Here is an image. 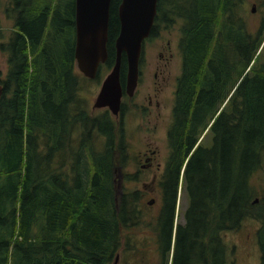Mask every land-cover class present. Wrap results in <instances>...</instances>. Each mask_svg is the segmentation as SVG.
I'll return each mask as SVG.
<instances>
[{"label":"trees","instance_id":"1","mask_svg":"<svg viewBox=\"0 0 264 264\" xmlns=\"http://www.w3.org/2000/svg\"><path fill=\"white\" fill-rule=\"evenodd\" d=\"M255 2L261 15L249 27L245 0H156L148 36L171 15L182 19L156 223L167 249L182 184L175 249L196 231L201 264L208 247L212 264H226L221 233L247 218L262 221L255 239L264 264V195L256 201L250 183L264 155V0ZM116 6L110 0L106 59L94 79L113 64ZM3 12L12 31L0 42V264H108L141 194L118 193L122 142L107 110L90 115L78 97L74 1L9 0ZM124 72L121 55V81Z\"/></svg>","mask_w":264,"mask_h":264},{"label":"rangeland","instance_id":"2","mask_svg":"<svg viewBox=\"0 0 264 264\" xmlns=\"http://www.w3.org/2000/svg\"><path fill=\"white\" fill-rule=\"evenodd\" d=\"M8 1L9 0H0V42H4L12 31V22L3 12ZM253 3L255 4L254 11L250 12L251 4ZM243 9L246 12L245 19L247 25L249 27L256 26L261 12L257 7L255 0H245ZM170 19L171 21L168 23L157 24L154 35L147 37L142 45V69L144 71L142 82H145L146 84L152 81V72L154 63L158 58V50L160 49L161 44L165 43L166 39L170 42V50L173 53V57L169 65L170 83L163 95L165 98V104L158 119L154 120L153 123L151 121L149 124L150 126L148 127V124L146 123L140 125V120L138 119L137 114H132L131 131L125 127L124 136L129 144L128 155L131 157V166H122L120 168V176L118 171L119 168L117 169L115 174L117 191H120L121 193L122 191L131 192L135 190L141 194V199L137 204L139 212L133 222L134 224L122 230L119 249L118 252L116 251L119 256L117 264H133L134 261L135 263L137 262V264H146V254L150 248L153 247L154 243H151V241H153L156 236L155 233L157 230L154 226L161 206L158 181L162 174L167 155L166 129L171 122V107L173 103L175 79L180 72V56L177 50V41L180 36L182 19L173 15L170 16ZM260 57H264V51H261ZM6 69V55L0 51V79L4 78ZM108 71V67H99V76L97 79H94L96 77L89 80L82 79L80 82L77 94L90 115L96 116L104 111L103 108H92L91 106L98 92L100 82ZM77 72L75 71V73ZM144 92L145 90L142 87H139L136 99L139 100ZM109 115L111 120H113V115L110 113ZM153 124L155 125L153 126ZM78 131L79 130L77 129L76 132ZM72 138L74 139L73 141H75L78 138V135L73 133ZM202 141H208L207 135L203 137ZM145 143L149 144H147V147L156 149V161L159 163L157 169L153 166L151 169L143 170L140 167V161H136L137 152H142L144 150ZM102 145L103 139L99 136L94 140V150L100 151ZM69 148L70 146L66 147L65 151L67 153L69 152ZM152 171L156 174V178L152 183V190L150 191L149 189L148 191V189H146V184H150L149 174ZM250 183L254 187V197L257 201V198L260 199L264 195V155L261 167L253 173L250 178ZM150 200L152 201L148 204L147 202ZM185 206L186 198L183 193L182 184H179L174 204L173 224L182 222V214ZM261 223L262 221L260 220L247 218L240 223L237 229L221 233V238L227 251L226 264L259 263V251L256 244L255 232ZM133 250H135V256H133ZM114 256L113 253L112 258ZM155 260L157 263L156 258ZM108 264H113L112 260Z\"/></svg>","mask_w":264,"mask_h":264},{"label":"water","instance_id":"3","mask_svg":"<svg viewBox=\"0 0 264 264\" xmlns=\"http://www.w3.org/2000/svg\"><path fill=\"white\" fill-rule=\"evenodd\" d=\"M74 1V67L84 77L93 79L97 68L106 59V41L110 0ZM254 11L251 4L250 12ZM156 12V0H120L116 9L118 31L113 41L114 60L101 80L92 108L105 107L116 115L121 89L119 67L121 55L125 60L127 95H132L137 81V66L142 41L151 31ZM0 86V94H1ZM119 193V192H118ZM152 200L147 203L150 204Z\"/></svg>","mask_w":264,"mask_h":264},{"label":"flooded vegetation","instance_id":"4","mask_svg":"<svg viewBox=\"0 0 264 264\" xmlns=\"http://www.w3.org/2000/svg\"><path fill=\"white\" fill-rule=\"evenodd\" d=\"M115 1H117V5H118L120 0H115ZM143 41H142V45H143ZM157 56L158 58L154 63V67H153L152 81L146 84L145 82H142V76L144 71L142 69L143 58H142V47H141V52L139 55L138 66H137V81L132 95L129 96L125 92L124 89L125 79H123V81L119 79L121 95L119 99L117 114L113 116L114 118L112 120L117 134L116 140H120L123 146V153L122 155H119L120 158L119 160L121 162V164H119L120 167L118 165L119 176H120V168L122 166H131V157H129L128 155L129 144L124 136L125 127L126 129H129L131 131V115L137 114V117L140 120L139 124L142 125L143 123H146L148 124L149 127L150 122L152 121L153 123L154 120H157L158 117L160 116L161 110L164 108L165 98L163 97V95L170 83L169 65L173 57V53L170 50V42L167 39L164 44H161ZM81 76L82 79L89 80L88 78L84 77L82 74ZM124 78H125V72H124ZM0 86L2 89L1 81H0ZM139 87H142L145 90V92L144 94L141 95L139 100H137L136 94ZM102 108L104 110H107L105 107ZM107 112L109 114L108 110ZM154 125L155 124H153V126ZM147 144L148 143H145V147L142 152H137L136 161L137 160L140 161L139 164L143 170L151 169L153 166H155L157 169L159 163L156 161V149L147 147L149 145ZM149 175H150L149 176L150 184H146L147 187L146 189H148V191L150 189L151 191L152 183L153 181H155L156 174L154 173V171H152ZM118 192L120 193V191ZM178 224L179 225L184 224L183 216H182V222ZM178 224L172 223L169 245L166 249L164 247L163 240H161L162 237L159 238V236H163L162 235L163 233L159 232V230H161L160 226L158 227L157 223H155L154 228H156L157 230L155 233L156 236L155 239L151 241V243H154L153 247L152 248L149 247L150 250L146 254V259H147L146 264H201L200 240L198 238V234L196 233V231L195 233H193V238L180 237L181 239L177 240V248L175 249V235H176V227ZM118 249L119 247L115 250L114 253L115 256L113 257L114 259L112 258L113 264H117V262L119 261V256L116 253V251L118 252ZM132 252H133V256H135V250H133ZM208 252H209L208 264H212L211 262V254L213 253L212 248L210 251V247H208ZM155 258L157 259V263ZM133 264H137V262L135 263L134 261Z\"/></svg>","mask_w":264,"mask_h":264}]
</instances>
